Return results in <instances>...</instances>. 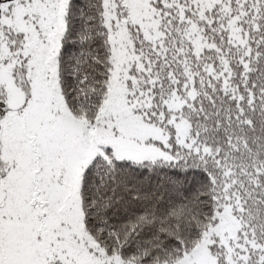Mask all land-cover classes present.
Masks as SVG:
<instances>
[{"label":"snow or ice","instance_id":"6c2138e0","mask_svg":"<svg viewBox=\"0 0 264 264\" xmlns=\"http://www.w3.org/2000/svg\"><path fill=\"white\" fill-rule=\"evenodd\" d=\"M0 264H264V0H0Z\"/></svg>","mask_w":264,"mask_h":264}]
</instances>
